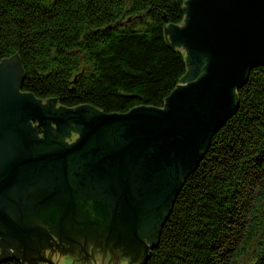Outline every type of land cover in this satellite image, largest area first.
I'll return each mask as SVG.
<instances>
[{
    "label": "water",
    "instance_id": "water-1",
    "mask_svg": "<svg viewBox=\"0 0 264 264\" xmlns=\"http://www.w3.org/2000/svg\"><path fill=\"white\" fill-rule=\"evenodd\" d=\"M185 13L167 36L173 46L186 49L189 69L163 108L110 114L87 105L53 110L22 91L19 57L0 61V207L13 200L11 191L23 195L15 189L23 181L55 194L98 185L118 194L116 224L105 229L109 236H73L75 242L64 243L58 236H36L32 244L26 241L32 247L28 257L16 258L22 264H36L35 250L41 253L47 243L56 249L49 264H114L112 253L130 259L127 264L147 261L148 242L162 233L184 180L237 112L238 91L251 72L264 65V0H187ZM73 130L79 136L75 143L59 140ZM1 221L17 234L0 208ZM143 228L150 231L140 234ZM10 237L22 244L20 236ZM1 240L0 261L15 259L5 254L9 247Z\"/></svg>",
    "mask_w": 264,
    "mask_h": 264
},
{
    "label": "trees",
    "instance_id": "trees-1",
    "mask_svg": "<svg viewBox=\"0 0 264 264\" xmlns=\"http://www.w3.org/2000/svg\"><path fill=\"white\" fill-rule=\"evenodd\" d=\"M186 2L0 0V61L19 57L22 91L61 107L163 108L189 69L167 36ZM238 98L144 264H264V65Z\"/></svg>",
    "mask_w": 264,
    "mask_h": 264
},
{
    "label": "flooded vegetation",
    "instance_id": "flooded-vegetation-1",
    "mask_svg": "<svg viewBox=\"0 0 264 264\" xmlns=\"http://www.w3.org/2000/svg\"><path fill=\"white\" fill-rule=\"evenodd\" d=\"M12 80L18 81L15 77ZM42 102L43 106L50 103L48 106L53 107V110L61 108V106L58 107L57 103L50 100H42ZM31 121L34 126H38L37 122ZM53 126L56 128L55 123ZM42 131L43 129L38 127L37 133H39V136H42ZM78 138L79 136L73 130L70 136L61 135L59 140L67 145H71ZM43 187H35L32 184L25 186L24 181L23 184L17 183L15 189L19 192V195L21 193L23 195L17 196L16 193L11 191L9 198H13V200L9 199L1 204L0 208L10 220L9 225L13 223L18 227L17 235L14 234L11 227L9 228L8 224L0 222V236H3L1 244L4 248L7 242L9 249L5 254L8 257H15V259L28 257V254L32 251V247L26 241L32 244L36 236H58L56 240H59L58 242L60 243L75 242L73 236H109L105 234L107 232L105 229L110 230L109 226L116 224L113 213L115 210L114 206L118 200V194L114 190H110L109 193L108 189L104 190L103 186L100 185L89 188L75 187L71 193L66 195L61 193L55 194L50 191V188ZM23 188L27 189L23 190ZM149 231L147 228L139 229L140 234H146ZM152 233L154 234L153 231ZM10 236H20L22 244L15 242ZM160 236H162V233L159 234L157 232L155 236L151 237L156 240ZM52 240H54V237H52ZM88 240L87 238L84 242L86 243ZM148 243L150 244V242ZM58 250H65V247L60 246ZM55 251V247L50 245V243L43 246L41 253L39 248L35 250L37 255H40L39 261L36 264H49L46 260H50L49 255H52ZM42 256L45 260L42 259Z\"/></svg>",
    "mask_w": 264,
    "mask_h": 264
},
{
    "label": "rangeland",
    "instance_id": "rangeland-1",
    "mask_svg": "<svg viewBox=\"0 0 264 264\" xmlns=\"http://www.w3.org/2000/svg\"><path fill=\"white\" fill-rule=\"evenodd\" d=\"M184 53H185V55H186V49H183L182 50ZM216 135V134H215ZM215 135L213 136V138L215 137ZM76 138V137H75ZM212 138V139H213ZM212 141V140H211ZM210 141V142H211ZM208 151V150H207ZM199 166V165H198ZM198 168V167H197ZM193 173V172H192ZM192 173L190 174V175H192ZM189 178V177H188ZM187 180V179H186ZM186 180H184V182H183V184L186 182ZM174 206H175V204L173 205V207L172 208H174ZM173 210V209H172ZM164 230V229H163ZM163 230L161 231V232H163ZM148 246H149V251L151 252V250L155 247V246H153L151 243L149 244L148 243ZM112 255H113V258H114V264H127L129 261H130V259H126V260H123V259H119V257H118V254H116L115 255V253H112ZM58 264V263H57ZM64 264H72L70 261H64ZM131 264H137V261H134L133 263H131Z\"/></svg>",
    "mask_w": 264,
    "mask_h": 264
},
{
    "label": "bare ground",
    "instance_id": "bare-ground-1",
    "mask_svg": "<svg viewBox=\"0 0 264 264\" xmlns=\"http://www.w3.org/2000/svg\"><path fill=\"white\" fill-rule=\"evenodd\" d=\"M182 190V189H181ZM181 192V191H180Z\"/></svg>",
    "mask_w": 264,
    "mask_h": 264
}]
</instances>
